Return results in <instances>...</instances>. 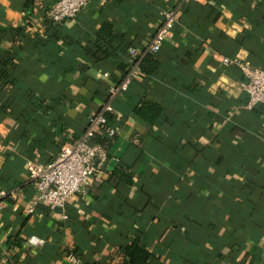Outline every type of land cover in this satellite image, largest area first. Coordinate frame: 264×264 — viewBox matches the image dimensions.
Wrapping results in <instances>:
<instances>
[{
  "label": "crops",
  "instance_id": "1",
  "mask_svg": "<svg viewBox=\"0 0 264 264\" xmlns=\"http://www.w3.org/2000/svg\"><path fill=\"white\" fill-rule=\"evenodd\" d=\"M57 1L0 0V60L17 81L0 87V264H73L75 250L81 264H125L119 252L138 237L149 264H264V105L245 108L244 76L222 61L264 67V0L187 2L158 69L116 98L115 136L97 134L112 145L87 193L32 213V164L85 131L129 46L142 48L176 3L91 0L54 29ZM142 99L163 107L154 124L135 111ZM122 165L131 182L113 176Z\"/></svg>",
  "mask_w": 264,
  "mask_h": 264
},
{
  "label": "built area",
  "instance_id": "2",
  "mask_svg": "<svg viewBox=\"0 0 264 264\" xmlns=\"http://www.w3.org/2000/svg\"><path fill=\"white\" fill-rule=\"evenodd\" d=\"M91 0H58L48 9L47 19L54 25L75 19ZM190 0H176V3L163 10V20L155 33L142 48L132 46L128 49V69L123 79L110 88L109 96L101 108L93 113L85 131L71 144L65 145L49 163L32 164L31 180L37 188L36 197L30 203V212L43 203L64 209L68 201L77 194L88 191L91 179L99 168L109 160L108 151L94 137L107 131L115 136L116 129L109 126L108 114L114 111L113 103L121 92L128 90L131 83L141 74V63L149 54H158L171 37L179 23V14ZM224 63L236 66L244 76L240 87L248 95L245 108L254 109L264 105V67H256L239 57L223 56ZM34 247L45 243L44 239L34 235L29 239ZM73 264H81L74 253L68 255Z\"/></svg>",
  "mask_w": 264,
  "mask_h": 264
},
{
  "label": "trees",
  "instance_id": "3",
  "mask_svg": "<svg viewBox=\"0 0 264 264\" xmlns=\"http://www.w3.org/2000/svg\"><path fill=\"white\" fill-rule=\"evenodd\" d=\"M50 25L52 26L51 28H54V29L57 28V25H54L52 23ZM132 46L133 45L129 46V48ZM10 62L11 61L9 57H6L5 59L3 58V60H0V87L2 88L4 87L6 88L10 85L17 83L16 79L9 78L10 72L8 69H9ZM158 67H159V60L156 58V54H149L143 59L141 63V72L152 75L158 69ZM30 95L28 96L29 102L27 103H30V102L34 103L35 99H31ZM26 105H28L27 107H30L32 104L30 103ZM113 106H114V103H113ZM135 111L140 117L147 120L150 124H154L155 122H157L158 117L163 112V107L160 104L151 103L147 100L142 99L139 102V104L136 106ZM109 116L110 115L108 114V118ZM93 140L96 143L97 142L100 143L107 151L112 145V139L111 138L108 139V137L106 136L101 137V136L96 135ZM113 176L116 177L117 179L126 180L128 182H131V178L128 175L126 168L123 165L117 167L114 170ZM70 253L78 254L77 250L71 251ZM119 254L122 257V259H124L125 264H149L151 259L153 258L152 252L148 249V247L143 243V241L139 237L134 239L130 243H128L122 249V252H119ZM82 264H96V263H90V262L84 261L82 262Z\"/></svg>",
  "mask_w": 264,
  "mask_h": 264
}]
</instances>
